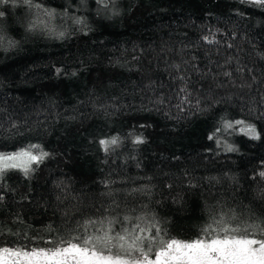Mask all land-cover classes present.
Wrapping results in <instances>:
<instances>
[{
	"label": "trees",
	"instance_id": "1",
	"mask_svg": "<svg viewBox=\"0 0 264 264\" xmlns=\"http://www.w3.org/2000/svg\"><path fill=\"white\" fill-rule=\"evenodd\" d=\"M35 2L67 11L50 21L65 35L30 32L35 9L0 5V27L19 42L0 50V151L38 144L50 155L30 175L14 170L0 180V242L18 239L7 229L46 240L50 228L103 215L113 201L116 214L148 212L185 239L217 202L264 212V181L256 176L264 170V8L241 0H116L113 15L96 0ZM185 84L191 105H181ZM223 119L254 123L261 138L221 131L210 140ZM113 136L121 142L105 153L99 141ZM137 136L144 142L133 143ZM217 139L239 150L226 152Z\"/></svg>",
	"mask_w": 264,
	"mask_h": 264
},
{
	"label": "snow or ice",
	"instance_id": "2",
	"mask_svg": "<svg viewBox=\"0 0 264 264\" xmlns=\"http://www.w3.org/2000/svg\"><path fill=\"white\" fill-rule=\"evenodd\" d=\"M18 2L28 6L30 10L35 9L34 19L28 24V31L42 29L57 38L65 35L64 32H56L50 27V21L56 15L68 17L67 11L58 14L54 9L45 8L35 0H0V5L7 3L15 5ZM96 2L99 11L118 14L116 0ZM241 2L264 8V0ZM4 16L5 12L0 10V17ZM71 18L76 24L87 26L83 18ZM204 39L210 44L217 43L214 38ZM18 43L0 27V50H11L16 48ZM261 58L264 59V54ZM174 67L178 69L179 65ZM244 70L243 66L236 69L238 73H243ZM60 71L57 69V73ZM224 75L231 77L232 73L225 72ZM178 79L183 81L184 77ZM180 93L181 105H191V93L186 84L180 89ZM261 101L264 103V96L261 97ZM4 115V110L0 109V139H3ZM16 127L18 124L13 120L11 128ZM221 131L230 135L238 131L252 140L261 138V132L256 125L243 119L234 121L223 119L222 126L218 127L209 139H214ZM120 142L117 136L99 141L105 153L114 151ZM143 142V138L139 136L133 141L136 144ZM216 143L226 152L239 150L226 140L217 139ZM49 155L38 144H28L15 151H0V180L9 171L14 170L21 171L25 176L30 175L35 171L33 165L39 166ZM256 176L264 181V170L259 171ZM104 183L107 185L108 182ZM3 199V195L0 194V201ZM119 208V203L113 201L103 215L76 221L74 227L65 228L63 231L50 228V232L55 234L46 240L27 234L21 238L19 232L13 233L11 229H7L9 235L18 239L0 242V264H264V212L257 215L250 207L238 210L237 207L217 202L215 206L209 207L208 221L200 227L198 234L185 239L173 236L166 224L162 225L148 212L133 215L135 209H132L120 216L116 214ZM4 232V227L0 226V235H4Z\"/></svg>",
	"mask_w": 264,
	"mask_h": 264
},
{
	"label": "rangeland",
	"instance_id": "3",
	"mask_svg": "<svg viewBox=\"0 0 264 264\" xmlns=\"http://www.w3.org/2000/svg\"><path fill=\"white\" fill-rule=\"evenodd\" d=\"M15 151V150H14Z\"/></svg>",
	"mask_w": 264,
	"mask_h": 264
}]
</instances>
